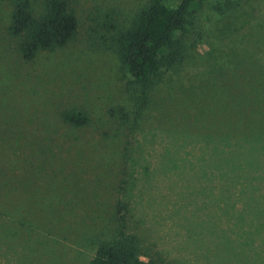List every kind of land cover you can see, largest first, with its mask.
<instances>
[{
	"label": "rangeland",
	"instance_id": "rangeland-1",
	"mask_svg": "<svg viewBox=\"0 0 264 264\" xmlns=\"http://www.w3.org/2000/svg\"><path fill=\"white\" fill-rule=\"evenodd\" d=\"M68 1L78 21L74 41L24 64L3 33L9 6L0 0V141L61 146L52 158H28L38 173L18 171L22 159L7 169L15 192H2L16 199L6 206H22L18 221L33 230L14 236L0 229V264H88L111 230L124 141L134 176L128 230L141 253L161 264H264V139L253 149L243 139L264 126V79L229 90L231 81L213 100L214 121L197 113L212 78L227 83L235 75L228 67L234 57L264 65V0H235L222 15L204 0L186 35L187 56L165 73L132 132L131 122L117 127L118 108H131L127 80L101 26L127 27L148 0ZM6 75L11 81L1 80ZM62 109L85 111L91 125L61 126ZM0 160V168L13 166Z\"/></svg>",
	"mask_w": 264,
	"mask_h": 264
},
{
	"label": "trees",
	"instance_id": "trees-1",
	"mask_svg": "<svg viewBox=\"0 0 264 264\" xmlns=\"http://www.w3.org/2000/svg\"><path fill=\"white\" fill-rule=\"evenodd\" d=\"M4 1L9 6V15L3 33L13 42L14 54L21 63L28 64L41 53H52L63 49L76 38L78 21L68 0H38L37 6L34 0ZM213 1L210 7L218 15L231 12L237 7L235 0ZM203 3L204 0H177L172 4H167L165 0H148L135 12L127 27L117 29L109 20L102 23L101 27L109 33V47L115 55L119 70L127 80L126 101L131 106L130 111L122 107L116 111L118 120L121 122L117 125L118 129L125 130L123 123L127 122H131L130 132L137 128L143 113L150 109L154 94L159 89L165 73L182 64L188 54L187 32L196 22L197 13L203 7ZM239 53L242 54V52ZM228 67L232 75L241 73L240 70L242 73L237 77L234 75L227 83L221 80L216 82L212 78L211 83L207 84L205 96L202 99L203 106L197 109V113L206 120H211L213 100L222 92L233 89L241 81L264 79V65L256 63L252 56L244 55L238 58L237 55ZM1 80L11 81L7 75ZM231 81L233 85L228 90ZM258 113L264 114V111ZM56 118L61 126L73 131L82 130L91 125L88 114L78 109H62L56 113ZM34 132L35 129L30 132V135ZM125 132L127 135V131H123V135ZM13 137L12 140L0 141V159L7 165H13L0 168V192L5 188L14 194L15 190L10 186L11 177L6 175L7 169L17 170L16 160L22 159L25 168H20L18 171L26 169L30 173H38L40 170L33 169H39L41 166L37 163L32 165L27 160L34 158L36 161L46 156L52 158L61 151V146L56 145L54 149L48 150L50 147L48 142L45 145L35 144L34 146L29 139L20 143L18 138ZM243 139L247 140V148H255V142L258 144L264 139V126L257 136L243 137ZM23 151L26 153H21ZM129 155V147L124 141L119 156V174L114 186L118 197L110 209L111 230L109 229L107 239L96 244L88 264H161L156 258L141 253L137 237L128 230V204H130L129 198L134 185L133 173L128 168ZM58 193L53 191L52 196ZM6 194L3 192L0 194V229L4 228L6 233L14 236L26 228L33 230L30 222L18 221V212L22 206L16 211L7 208L6 205L14 204L16 198L12 199ZM54 198L58 199L57 196ZM20 217L27 219L21 214Z\"/></svg>",
	"mask_w": 264,
	"mask_h": 264
}]
</instances>
